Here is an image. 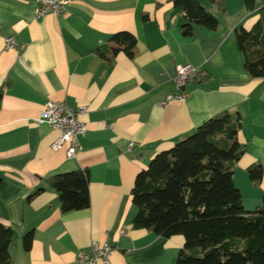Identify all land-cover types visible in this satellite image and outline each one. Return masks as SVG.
Here are the masks:
<instances>
[{
  "label": "crops",
  "instance_id": "crops-1",
  "mask_svg": "<svg viewBox=\"0 0 264 264\" xmlns=\"http://www.w3.org/2000/svg\"><path fill=\"white\" fill-rule=\"evenodd\" d=\"M199 1L219 26L197 25L185 36L184 11L171 0H71L60 16H39L38 0H0V223L15 233L11 264H82L77 254L90 253L93 241L113 246L109 261L96 264H177L184 236L133 227L135 178L156 154L226 111L242 116L244 150L234 183L247 210L262 204L264 77L245 68L235 29H251L264 0L253 11L244 0H227L224 8ZM120 31L137 37L135 56L98 55ZM6 37L19 46L6 49ZM178 64L199 73L186 83L184 102L163 103L177 91ZM50 100L87 107L79 115L87 132L73 158L53 150L60 132L38 120ZM257 164L263 177L255 184L248 170ZM79 169L89 171L91 205L64 213L49 179ZM31 230L33 245L25 251L23 237Z\"/></svg>",
  "mask_w": 264,
  "mask_h": 264
},
{
  "label": "trees",
  "instance_id": "trees-1",
  "mask_svg": "<svg viewBox=\"0 0 264 264\" xmlns=\"http://www.w3.org/2000/svg\"><path fill=\"white\" fill-rule=\"evenodd\" d=\"M184 11L182 31L193 35L197 25L209 29L219 26V19L199 0H171ZM227 0H209L224 8ZM253 11L258 0H244ZM235 36L244 54V64L251 76L264 77V7L251 29L239 26ZM137 37L129 31L113 34L97 54L112 60L124 51L135 56ZM197 77V76H196ZM3 89H0V97ZM242 127L239 111H226L204 121L192 134L170 149L156 154L146 169L135 178L132 189L137 214L133 227L149 229L157 235L185 238L177 264H264V200L254 210H247L241 190L235 185V165L244 146L238 140ZM258 184L263 166L248 170ZM3 177L0 171V184ZM90 175L87 169L54 175L49 184L59 194L64 213L83 210L91 205ZM44 188L30 196L32 199ZM14 230L0 223V264H11L10 246ZM34 231L23 237V248L30 251Z\"/></svg>",
  "mask_w": 264,
  "mask_h": 264
},
{
  "label": "built area",
  "instance_id": "built-area-1",
  "mask_svg": "<svg viewBox=\"0 0 264 264\" xmlns=\"http://www.w3.org/2000/svg\"><path fill=\"white\" fill-rule=\"evenodd\" d=\"M38 2L39 16L48 13L60 16L65 13L71 0H38ZM4 41L6 49L19 46L18 40L14 37H6ZM198 73L199 70L190 64H178L176 75L173 78L177 91L170 93L163 103L171 99H179L184 102L187 98V94L183 91L184 87L187 82L195 79ZM86 111L87 107L85 105L73 108L64 101L50 100L45 104L38 120L49 123L55 130L60 132V136L52 144L53 150H65L67 157H75L80 148V137L87 132V125L80 120L79 115ZM130 146L133 147L134 143L132 142ZM91 248L90 253L80 251L77 254L79 262L82 264H96L98 261L107 263L113 252V246L108 242L93 241Z\"/></svg>",
  "mask_w": 264,
  "mask_h": 264
}]
</instances>
